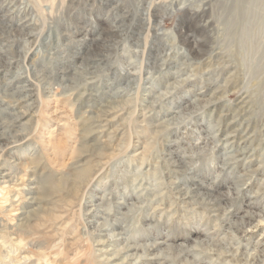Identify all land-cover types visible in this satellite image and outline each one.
<instances>
[{"label": "rangeland", "instance_id": "obj_1", "mask_svg": "<svg viewBox=\"0 0 264 264\" xmlns=\"http://www.w3.org/2000/svg\"><path fill=\"white\" fill-rule=\"evenodd\" d=\"M0 264H264V0H0Z\"/></svg>", "mask_w": 264, "mask_h": 264}]
</instances>
